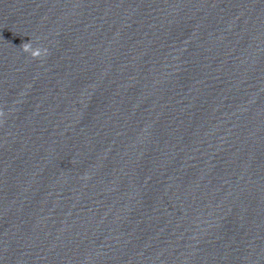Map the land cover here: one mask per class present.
I'll list each match as a JSON object with an SVG mask.
<instances>
[{"label": "clouds", "instance_id": "1", "mask_svg": "<svg viewBox=\"0 0 264 264\" xmlns=\"http://www.w3.org/2000/svg\"><path fill=\"white\" fill-rule=\"evenodd\" d=\"M20 48L24 53L29 54L33 59H41L48 55V49L41 48L40 46L33 47V44L30 41L27 43H23ZM2 115L3 113L0 112V116Z\"/></svg>", "mask_w": 264, "mask_h": 264}]
</instances>
